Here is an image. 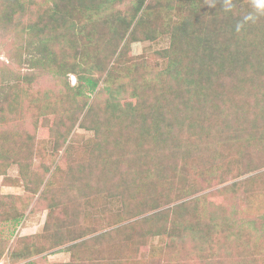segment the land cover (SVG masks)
I'll return each mask as SVG.
<instances>
[{
    "label": "trees",
    "instance_id": "obj_1",
    "mask_svg": "<svg viewBox=\"0 0 264 264\" xmlns=\"http://www.w3.org/2000/svg\"><path fill=\"white\" fill-rule=\"evenodd\" d=\"M0 30L14 40L8 58L29 67H16L10 81L0 73V125L32 117V130L0 131V172L17 163L27 206L36 199L47 211L38 243L29 237L12 259L66 251L71 260L56 264H114L118 254L142 264L137 247L157 235L209 246L218 259L223 249L228 258L245 251L232 263L256 264L258 228L210 194L192 195L256 170L217 193L264 192V8L255 0H0ZM145 40L165 45L132 54ZM47 74L54 85L32 86ZM76 126L90 134L77 138ZM182 170L195 171L194 185ZM202 174L214 176L204 187ZM8 210L2 219L19 223Z\"/></svg>",
    "mask_w": 264,
    "mask_h": 264
},
{
    "label": "rangeland",
    "instance_id": "obj_2",
    "mask_svg": "<svg viewBox=\"0 0 264 264\" xmlns=\"http://www.w3.org/2000/svg\"><path fill=\"white\" fill-rule=\"evenodd\" d=\"M14 33V32H13ZM13 36H16L15 34ZM13 40L12 36L7 37L4 35L3 31L0 30V73L4 74L9 78L7 81H10L12 77H14V70L16 67L21 68L22 70H27L28 65L23 62H12L8 56L7 51L14 53L15 49L13 44H11ZM14 41V40H13ZM167 42V41H166ZM165 43L162 41H136L132 43V54H140L144 51L147 53H152L155 50L162 48ZM10 65L12 67H10ZM7 68V69H6ZM14 72V73H12ZM72 84L76 82V76L71 75L70 78ZM55 82L53 79L47 75L40 78L36 81L32 86L35 88H43L48 85H54ZM11 84H7L5 89L9 90ZM6 123V122H5ZM26 126L29 130H32V117L31 115L25 114L24 119H20L14 122H7L6 124L0 125V131H6V129H10L13 126L21 124ZM75 135L77 138H83L89 135L88 131L76 126ZM18 154V153H17ZM20 157H26L23 151H19ZM44 160H48L46 155H44ZM43 161V158L37 156L34 158V166H38ZM2 165L0 163V170ZM20 166L17 163H11V165L6 168L5 173L0 172V213L4 211H9L8 209L16 208L18 213L22 215V218L19 223H13L12 219L3 220L0 216V250L4 246L3 243H6L4 254L0 257V264H28L30 260L31 264H56V263H65L71 260V256L66 251H51L45 252L27 259L14 260L11 258L9 252L13 249H21L25 248L26 245H23L29 237H33V241L38 243L35 240V235L40 233L44 227L47 211L44 209L42 205H40L36 199L27 206V201H29L30 193L25 187L24 178L19 172ZM189 170V168H188ZM264 170V169H263ZM192 173L186 172L182 170V176L188 178L187 183H192L194 185V175L195 171L191 170ZM258 172L252 171L249 174H245L238 178L228 177L227 181L223 184L214 183L216 180L214 179L210 187L204 188L203 190L197 192L192 195H204L210 194L209 199L212 203H222L226 207V211L228 214L235 219L238 223H243L244 226L251 228L255 231L258 228V231L261 232L259 234H263L264 236V190L259 191L263 192L261 194H255L252 189H248L245 187H241L237 193H233L232 191H226L224 196L218 194L217 191L220 190L227 183H231L233 181L244 180L251 174ZM214 177L213 175L202 174L200 179H197L198 183H200V187H204L207 185L205 181H208V178ZM212 185V186H211ZM252 186V185H251ZM250 186V187H251ZM190 199V196L184 197L183 199L171 203L172 205L182 202L184 200ZM170 204V205H171ZM136 219V218H134ZM183 236L186 234V229L181 231ZM177 235V234H175ZM188 236V235H187ZM172 239V238H171ZM149 242L147 244H141L138 249V255L136 257L137 260L142 264L145 262H150L151 264H233L232 259H238L243 256L244 252H239V256L235 257V253L230 257H226L224 255V249L222 253L219 254V259L216 258L217 254L212 255L215 252L209 246L203 247V245H197L194 242L189 241L184 238L182 241L178 242V244L174 245L176 238L170 239L167 236H163L159 238V236L155 235L148 239ZM170 242V243H168ZM29 243V242H28ZM254 243H259L257 239L250 242V245H254ZM260 245V244H259ZM209 250V251H208ZM98 259L89 260L86 264H96L95 262ZM243 260L241 263H243ZM256 264H264V254L260 253L255 258ZM114 264H129L127 260L122 256V254H118V260L114 261ZM238 264V263H237Z\"/></svg>",
    "mask_w": 264,
    "mask_h": 264
},
{
    "label": "clouds",
    "instance_id": "obj_3",
    "mask_svg": "<svg viewBox=\"0 0 264 264\" xmlns=\"http://www.w3.org/2000/svg\"><path fill=\"white\" fill-rule=\"evenodd\" d=\"M255 6H256L257 8H264V0H255ZM246 19H251V17H247ZM242 26H243V25L238 24V25L236 26V30H237V31H240V29H241Z\"/></svg>",
    "mask_w": 264,
    "mask_h": 264
}]
</instances>
